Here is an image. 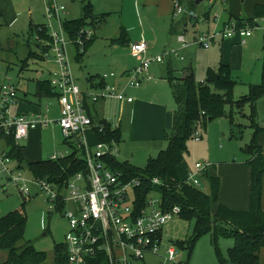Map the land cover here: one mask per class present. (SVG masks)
I'll list each match as a JSON object with an SVG mask.
<instances>
[{
	"label": "built area",
	"instance_id": "built-area-1",
	"mask_svg": "<svg viewBox=\"0 0 264 264\" xmlns=\"http://www.w3.org/2000/svg\"><path fill=\"white\" fill-rule=\"evenodd\" d=\"M43 2L47 20L43 28L49 42L38 38L35 40L45 48L41 52L43 60L51 61L56 68L48 80L59 105V118L53 123L58 126L64 141L82 153L87 176L84 178L79 172L66 184H51L44 179H35L31 184L18 168L11 167L12 160L5 153H0V179L7 185L12 183L23 196H30L28 185L36 186L46 196V200L54 204L52 208L63 212L68 223L63 244L68 264H147V258L158 259V264H185L179 259L180 251L173 244L164 245L161 238L162 228L170 219L179 215V208L173 206L163 210L161 196L154 190L148 191L142 199L140 195L144 187L139 178L125 180L121 174L107 166L105 158L114 157L117 143L113 139L101 141L97 138L95 131L103 134L102 127L93 123L86 111L87 103H131L133 98L126 91L137 89L145 81H150V65L162 63L164 55L147 57L146 43H132L130 54L140 62L125 73L121 85L106 83V78L113 77V73H109L101 77L104 82L101 86L93 91H83L71 74L67 49L73 46L82 53L93 32L89 27H83L74 38H70L63 27L64 7L58 4V0ZM173 16L184 17L190 22L203 21L202 16L177 1L174 2ZM253 26H226L219 32L201 34L196 43L208 49L216 39L237 37L243 42L252 35L254 29L264 33V17ZM177 41L183 48L190 44L183 35L178 36ZM170 53L177 55L175 51L165 52ZM17 96L14 86L7 83L0 86V139L11 136L15 143L25 140L30 131L48 127L52 123L40 112L11 115L10 109L18 103ZM45 111H48L47 106ZM88 135L95 140L93 151L87 143ZM193 138L195 141L200 140L197 130ZM65 156L52 155L50 160L56 161ZM210 166L209 163L195 164L193 172H188L183 179L185 184L199 188L200 179ZM149 185L162 186V183L152 178Z\"/></svg>",
	"mask_w": 264,
	"mask_h": 264
},
{
	"label": "crops",
	"instance_id": "crops-1",
	"mask_svg": "<svg viewBox=\"0 0 264 264\" xmlns=\"http://www.w3.org/2000/svg\"><path fill=\"white\" fill-rule=\"evenodd\" d=\"M35 1H37L36 6H42L43 12L39 8L40 11H31L29 9L27 12L20 13L16 11L14 3H12L11 0H0V21L3 24H6L16 37H20L21 34L22 39L26 45L28 44L29 46L33 41L35 26L43 25L47 22L44 14L45 4L43 0ZM74 1H77L80 4L81 16L76 19L66 20H78L82 17V1L88 2L91 5V14L94 18L90 20L93 24L89 26L94 35L93 41L87 47L86 52L81 56V58H75L77 62H81L85 54L91 49L95 43V32L102 25V22L106 21L108 16V13H103L101 15L95 14V8L99 6L106 8L115 7L119 8V12L121 13L117 36L111 38L110 42L112 43L111 46H115L117 44L122 47L118 51L113 50V52H111L110 59L114 61L107 62L106 66L109 68L108 72L96 74L87 72L88 74L85 78V88L81 89L79 87L81 90H95L98 87V78L109 73H113V77H108L104 81L109 84L121 85L123 83L125 73L135 68L140 62L139 59L132 57L130 54V45L132 43L140 41L146 43L148 46L147 57L159 56L160 54L157 49L159 47L162 52L170 50V52L175 51L177 54L174 55L170 53L168 54V58L164 57L163 61L168 59L167 68L163 67L156 70L165 61L162 62V64H151L149 67V75L152 79L150 81H145L137 89H129L126 91L127 95L133 98L131 103H119L116 101L87 103L86 111L90 117L95 120L105 121L111 126V129H119V142L117 143V151L113 157L115 159L119 153H122L120 146L124 136L126 139L125 145H127V149H130L134 155H144L146 158L149 157L150 159L152 156L159 154L166 148L167 141L165 137L166 135H169L172 130L173 119L176 113V111H174V104L172 100V98H174L172 83H170L169 79L183 77V75L189 71L193 74L196 83L203 84L209 70L217 73L220 67L225 66L229 69L230 75L235 81L233 92L236 85L241 84L244 87V90L247 91V93L243 95L246 96L249 92V88L252 86H258L261 82L262 76L264 75V33L261 30L254 29L252 35L249 38L244 39L243 42H241V40L237 37L231 39H216L211 43L208 49H205L209 52L207 54L208 57H200L199 54L187 53L188 56L192 57V59L189 58V62L187 61L185 66L179 64L180 62H184V59L181 56V51L186 53V51L191 49L192 46L190 43L187 47L183 48L177 41V37L180 35L188 37V40L190 41L192 39H196V35L199 33L195 31L197 27L201 29L203 34H205V32H219L223 30L224 27L235 24H240V26L244 28H252L254 27L253 24L258 21V19L264 17V0H205L207 5L205 6L206 8L203 9H199L200 3L203 2V0H200L198 4H196L197 0ZM175 1L186 9L192 10L202 16L203 21L190 22L184 17L175 18L173 16ZM213 8L217 14L213 17L210 24L205 23L209 21L210 10ZM38 19H40V21ZM200 23L203 24L199 25ZM190 26H193L194 29L191 34H189ZM69 47L73 46H68V48ZM33 55L38 58V55ZM164 65L165 64H163V66ZM54 71L55 70L48 71L49 76L44 80H49L51 73ZM197 72L200 75L198 79L196 78ZM156 74L159 76H161V74L165 75L162 79L160 77V80L158 81L155 79ZM92 77L94 79L89 81ZM159 89L166 90L165 92H159L155 96L154 93H156ZM26 96L27 94L24 95L23 99H18V103L10 109L11 115H30L35 112H40L39 109L35 110L34 108H28L26 104H30V102L26 99ZM50 106L51 105H48V107ZM247 107L249 108V106ZM254 110V123L260 130L262 129L257 137V144L262 150L261 156L264 158V95L256 100L254 103ZM125 114L127 115V123L125 124L124 129H122V120ZM249 116H246V118L250 122ZM199 127H197L194 131H198ZM249 127L253 130L250 124ZM54 129L56 130V128ZM123 130H125L124 135H122ZM35 131L36 130H32L28 133V136L25 139L26 142L30 140ZM88 137L92 136L88 135L87 138ZM199 137V141H201L202 136L200 133ZM63 144H66L69 148L71 147L69 142L64 141ZM23 150L24 148L21 149V165L24 157ZM133 154L131 153V155ZM249 156L245 161L243 159L242 164L225 165L222 162H218L217 159H212L210 156L208 158L210 161H205L211 166L207 168L204 174L217 179L220 185L217 204L214 206L212 211H214L218 205L236 211H247L249 209L250 168L247 165V162L253 158L252 156ZM48 160H50V158ZM40 161L45 160L37 159L27 163ZM179 167L177 168V172L181 177ZM184 168H186V166ZM192 170L193 168L191 169L190 166L186 168L185 172L188 174V172ZM81 173L84 175V178L87 176L86 170ZM204 182L209 184L208 181L202 177V179H200L201 186ZM7 186L8 185L5 184V187ZM201 186L199 188H201ZM261 208L264 213V175L262 177ZM0 260L4 261L5 259ZM259 264H264V249L260 250Z\"/></svg>",
	"mask_w": 264,
	"mask_h": 264
},
{
	"label": "trees",
	"instance_id": "trees-1",
	"mask_svg": "<svg viewBox=\"0 0 264 264\" xmlns=\"http://www.w3.org/2000/svg\"><path fill=\"white\" fill-rule=\"evenodd\" d=\"M91 9L88 2L82 1V17L78 20H64L63 27L70 38H74L81 28L93 24L90 21L94 19ZM34 32L41 40L49 42L43 25H36ZM93 37L94 35L86 43L82 53L76 50L75 58L79 59L84 55ZM44 49L41 47L40 52ZM28 55L33 56L31 52ZM38 58L43 59L42 56ZM93 79L92 77L89 81ZM98 80L99 87L104 82L101 77ZM169 80L172 83L173 96L178 109L174 115L172 130L165 137L166 148L156 158L148 159L142 169L128 163H120L113 157L105 158V162L113 172L121 174L125 180L139 178L144 187L140 195L142 199L148 191L154 190L161 196L163 210L177 206L180 211L179 218L187 221L194 220V228L189 240L176 244L178 248L187 250L188 258L194 244L202 236L211 235V242L217 253L218 237L233 240V246L227 250V262L221 259L220 264H259V253L261 249H264V213L261 208L264 158L257 144V137L262 129L260 130L254 123V103L264 95V75L258 86L250 87L248 94L237 100H233L232 97L235 81L225 66L220 67L217 73L209 70L203 84L196 83L193 74L189 71L183 77ZM34 96L38 98L55 96L48 80L36 81ZM245 106H249L250 126L253 128L250 145L245 147V151L253 157L247 162L250 168L249 209L236 211L218 205L212 211L217 204L219 181L204 174L202 177L209 183V193L205 194L199 188L185 184L183 178L178 175L177 168L188 152L187 143L199 125L204 127L207 122L226 116L231 120L232 114L241 113ZM90 119L98 127H102L103 134L95 131L99 140L113 139L116 143L119 142V129H111V126L103 120H95L92 117ZM4 141L7 146L5 155L16 162L18 168H21V148L11 136L5 137ZM70 148L71 153L65 158L27 163V170L35 179H44L53 184H66L75 174L85 171L82 153L72 145ZM152 178L159 179L162 186L149 185ZM21 208L23 209L24 205ZM25 225L26 217L19 210L9 212L0 218V252L6 253L5 260H0V264H43L45 262V253L37 251L32 245L23 248L16 246L23 239ZM66 263L68 262L64 245L55 246L53 264Z\"/></svg>",
	"mask_w": 264,
	"mask_h": 264
},
{
	"label": "rangeland",
	"instance_id": "rangeland-1",
	"mask_svg": "<svg viewBox=\"0 0 264 264\" xmlns=\"http://www.w3.org/2000/svg\"><path fill=\"white\" fill-rule=\"evenodd\" d=\"M11 1L14 3L17 12H27L29 9L31 11H40L41 9L43 12L41 5L36 6L37 1L35 0ZM58 4L63 6L65 9L63 16L64 20L76 19L81 16L80 4L77 1L58 0ZM206 5L207 2L203 0V2L200 3L199 9L206 8ZM214 8L210 10L209 21L205 23L210 24L213 17L217 14V12L214 11ZM94 13L97 15L108 13V16L106 21L102 22V25L95 32V43L91 49L85 54L81 62L76 61V53L73 47H69L67 51L71 74L73 78L77 80H75L76 84L81 89L85 88V78L87 77V72L91 74L108 72L109 68L106 66L107 62L114 61L110 59L111 52H113V50L118 51L122 47L117 44L115 46H111L112 43L110 42L111 38L116 37L118 33V27L120 24L119 19L121 18L119 8H106L99 6L95 8ZM38 20L40 21V19ZM201 24L203 23H200L199 25ZM189 29V34H191L194 30L193 26H190ZM195 31L199 32L197 33L198 35H196V39H192L190 41L188 40V37L184 36V38L187 39V42L191 43L190 45L192 48L187 50L186 53L181 51V56L184 59V62L182 63L180 60L179 64L183 66L186 65L185 63H187L189 58L192 59V57L188 56L187 53H195L199 54L200 57H208L207 54L209 52L196 45L197 39L201 36V34H203L201 29L197 27ZM208 33L209 32H205V34ZM35 38L41 40L34 32L31 45H26L21 34L20 37H16L11 29L0 21V86L5 83L14 86L17 89L18 99H23L24 95L27 94L26 99L29 100L30 104L21 103L26 104L29 109H39L40 113L46 115L48 120L53 123V121H56L59 118V105L56 97H41L39 99L34 96V93L36 81L47 79L49 76L48 71L55 70L56 68L49 60H40L34 55H28L29 52H32L33 54L41 56L40 51L42 46L35 40ZM39 45L41 47H39ZM157 49L160 55L162 54L164 57L168 58V54H165V52H169L170 50L162 52L160 51V47ZM50 58L51 56H49V59ZM163 64L165 65L163 66ZM163 64L156 70L163 67L167 68L168 59ZM164 75L165 74H161V76H159L156 74L155 79L159 81L160 77L161 79L164 78ZM199 77L200 75L197 72L196 78L198 79ZM165 90L166 89H159L154 94L156 96L159 92H165ZM246 93L247 91L244 90V87L241 84L236 85L233 92V99L237 100ZM172 100L174 104V111H177L178 107L174 98H172ZM48 105L51 106L48 107ZM46 106L48 108L47 112L45 111ZM234 113L232 114L231 121L228 117H226L207 122L204 127H199L198 131L202 136L201 141H195L193 136L188 141V153L184 155V159L179 167V172L183 179L187 177V173L185 172L186 168L191 166V169H194L195 164L206 163L205 161L208 160L209 156L212 159H217L218 162H222L225 165L242 164L243 159L245 161L248 158L249 154L245 151V147L250 145V139H252L251 135L253 133V130L249 127L250 122L246 118V116L248 117L250 115V110L246 106L241 113ZM126 123L127 115L125 114L122 120V129H124ZM55 125L56 124L53 123L48 127L36 130L27 142L25 140L17 142L21 149L24 148L23 163L21 168L18 169L21 171L25 179L32 182L31 184H33L35 178L27 170V162L37 159L48 160L52 155H67L71 151L69 146L63 144L64 138L62 137L60 130L58 131V126L56 125V127ZM54 128H56V130ZM124 131L125 130H123L122 135H124ZM125 140L124 136L120 146L122 153H119L116 160L120 163H128L136 168H144L149 157L146 158L144 155H134L130 149H127ZM87 143L90 146V150L93 151L95 140H93L92 137H88ZM6 151L7 146L5 141L0 139V153H5ZM131 153L133 155H131ZM155 155L152 156L153 159L158 156V154L156 156ZM185 166L186 168H184ZM11 167L16 168L18 165L16 162H12ZM191 172H193V170ZM5 184L6 182L1 178L0 218L15 210L21 211L26 217L23 239L18 242L16 246L23 248L27 245H32L37 251L45 253L46 261L44 264H53L54 248L55 246L64 244L65 235L68 231V223L63 215V212L52 208L54 207V204L49 203L46 200V196L39 192L37 187L34 185H28L30 196H23L18 192V188H16V186L12 183H10L7 187H5ZM199 189L205 194L209 193L207 182H204ZM22 205H24L23 209L21 208ZM193 228L194 220L187 221L175 216L164 225L162 230V243L166 246L173 244L180 251L179 259L183 263L220 264L221 259L227 262V250L233 246V240L218 237L217 253L211 242V235L202 236L194 244L190 257L188 258L187 250L178 248L176 244L187 242L191 237ZM5 258L6 253L1 252L0 259L4 260ZM146 263L158 264V260L154 258H147ZM136 264L144 263L138 262Z\"/></svg>",
	"mask_w": 264,
	"mask_h": 264
},
{
	"label": "water",
	"instance_id": "water-1",
	"mask_svg": "<svg viewBox=\"0 0 264 264\" xmlns=\"http://www.w3.org/2000/svg\"><path fill=\"white\" fill-rule=\"evenodd\" d=\"M199 2H200V0H197V1H196V4H198Z\"/></svg>",
	"mask_w": 264,
	"mask_h": 264
}]
</instances>
